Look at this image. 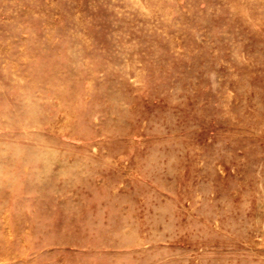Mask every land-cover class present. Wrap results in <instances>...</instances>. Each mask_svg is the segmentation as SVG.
<instances>
[{
	"label": "rangeland",
	"instance_id": "rangeland-1",
	"mask_svg": "<svg viewBox=\"0 0 264 264\" xmlns=\"http://www.w3.org/2000/svg\"><path fill=\"white\" fill-rule=\"evenodd\" d=\"M0 264H264V0H0Z\"/></svg>",
	"mask_w": 264,
	"mask_h": 264
}]
</instances>
